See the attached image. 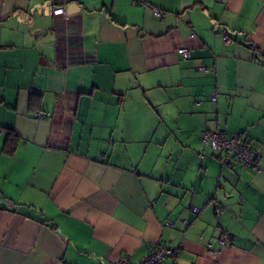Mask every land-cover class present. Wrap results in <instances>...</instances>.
<instances>
[{
  "label": "crops",
  "instance_id": "crops-1",
  "mask_svg": "<svg viewBox=\"0 0 264 264\" xmlns=\"http://www.w3.org/2000/svg\"><path fill=\"white\" fill-rule=\"evenodd\" d=\"M149 1L0 0V264H264V0Z\"/></svg>",
  "mask_w": 264,
  "mask_h": 264
},
{
  "label": "built area",
  "instance_id": "built-area-1",
  "mask_svg": "<svg viewBox=\"0 0 264 264\" xmlns=\"http://www.w3.org/2000/svg\"><path fill=\"white\" fill-rule=\"evenodd\" d=\"M62 6H58L52 10L53 16L56 18H62L61 22L66 24L68 22L67 14V2L62 0ZM134 4L137 6L149 9L155 18L162 19L167 15V12L155 7L150 3L149 0H133ZM194 35L191 34L190 38ZM65 37V41L68 38ZM222 40L224 44L230 43V38L226 30L222 32ZM66 56L62 60L65 65H69L75 62L76 58H84V53L82 48L74 49L73 51L68 49V45L65 48ZM177 54L183 59L187 60L190 58V49L184 46L178 47L176 50ZM64 57V56H63ZM204 69V68H203ZM215 102L216 98L213 96L211 98ZM3 129L0 128V134L3 133ZM201 141L203 145L209 149L213 154L221 155V161L223 164H233L240 165L251 169L255 174H261L264 172V167L260 165L259 156L252 150V148L241 139V136L234 135L228 136L222 131H203L200 134ZM203 158V157H201ZM176 254L175 249L170 245H157L152 247L148 254L135 264H165L166 261ZM110 264H134L131 263L127 257H120L117 260L112 261Z\"/></svg>",
  "mask_w": 264,
  "mask_h": 264
},
{
  "label": "water",
  "instance_id": "water-1",
  "mask_svg": "<svg viewBox=\"0 0 264 264\" xmlns=\"http://www.w3.org/2000/svg\"><path fill=\"white\" fill-rule=\"evenodd\" d=\"M74 9L79 11L77 4H70L67 8V11L69 14H71V13H74V11H73Z\"/></svg>",
  "mask_w": 264,
  "mask_h": 264
}]
</instances>
